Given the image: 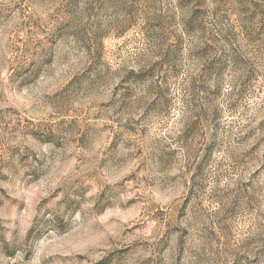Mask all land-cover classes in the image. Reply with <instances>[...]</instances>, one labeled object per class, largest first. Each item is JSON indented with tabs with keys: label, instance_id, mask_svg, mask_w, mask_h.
Instances as JSON below:
<instances>
[{
	"label": "rangeland",
	"instance_id": "1",
	"mask_svg": "<svg viewBox=\"0 0 264 264\" xmlns=\"http://www.w3.org/2000/svg\"><path fill=\"white\" fill-rule=\"evenodd\" d=\"M0 264H264V0H0Z\"/></svg>",
	"mask_w": 264,
	"mask_h": 264
}]
</instances>
